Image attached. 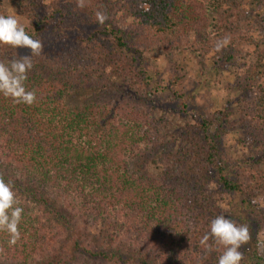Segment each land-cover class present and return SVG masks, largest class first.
<instances>
[{
  "label": "trees",
  "instance_id": "obj_1",
  "mask_svg": "<svg viewBox=\"0 0 264 264\" xmlns=\"http://www.w3.org/2000/svg\"><path fill=\"white\" fill-rule=\"evenodd\" d=\"M242 2L85 0L80 8L77 0H10L44 49L25 82L36 102L0 94V175L24 209L16 245L0 231V264H218L223 248L208 253L200 239L217 215L238 222L223 208L233 195L260 219L247 221L256 245L264 220L255 205L264 202V39L256 38L264 36V0H248L250 13ZM98 10L107 13L103 25ZM0 15H9L1 0ZM241 46L252 52L237 96L209 118H187L166 140L147 53L186 52L215 70L244 57ZM25 55L31 50L0 44L2 61ZM169 82L180 85L175 73ZM231 131L249 145L238 159L221 144ZM252 244L240 249L241 264H264Z\"/></svg>",
  "mask_w": 264,
  "mask_h": 264
},
{
  "label": "rangeland",
  "instance_id": "obj_2",
  "mask_svg": "<svg viewBox=\"0 0 264 264\" xmlns=\"http://www.w3.org/2000/svg\"><path fill=\"white\" fill-rule=\"evenodd\" d=\"M1 1L9 15L15 16L21 24H26L12 7L10 0ZM246 2L248 0H243L242 9L250 13V7ZM256 38L261 41L264 36ZM241 48L243 53H247L244 57L235 58L234 63L223 64L221 68L215 70L209 66L208 61V66L201 69L194 56L186 52L174 53L168 58L164 57L160 51L147 53L145 69L152 84L151 104L157 110V117L161 122L160 128L166 140L173 137L187 118L191 116L209 118L215 111L229 106L230 100L238 94L235 80L241 75L244 64H248L251 58L252 49L246 46H241ZM174 73L180 85L175 86L169 82ZM179 94L181 96L177 98ZM182 103L187 106L186 109H183ZM221 144L223 151L234 159H238L249 149V145L242 141V137L233 131L222 140ZM255 205L264 208V202L260 199H256ZM223 208L228 210L239 223L247 224L248 220H260L252 217L249 211L240 205L237 195L226 198ZM261 220L257 235H255L256 245L252 244L255 239L253 228L250 229L252 238L249 244H252L253 249L264 253V220Z\"/></svg>",
  "mask_w": 264,
  "mask_h": 264
},
{
  "label": "clouds",
  "instance_id": "obj_3",
  "mask_svg": "<svg viewBox=\"0 0 264 264\" xmlns=\"http://www.w3.org/2000/svg\"><path fill=\"white\" fill-rule=\"evenodd\" d=\"M77 6L84 8L85 0H77ZM95 16L99 25L105 24L108 19L104 11H96ZM0 44L31 50V55L16 56L7 62L0 60V94L11 98L14 103L32 105L37 99L36 92L28 90L25 82L28 79V72L33 68L32 57L39 56L43 52V42L30 36L25 26L15 16L0 15ZM23 212L24 209L17 206L16 192L12 183L6 182L3 175H0V231L9 234V246L16 245L21 239L19 224ZM251 238L248 224L238 223L220 214L211 220L209 231L200 239V245L208 253L223 248L218 257V264H241L244 253L240 249L248 244ZM210 240L212 243H209Z\"/></svg>",
  "mask_w": 264,
  "mask_h": 264
}]
</instances>
